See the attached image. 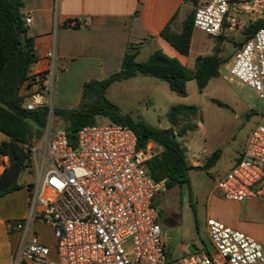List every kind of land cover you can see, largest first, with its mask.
Returning a JSON list of instances; mask_svg holds the SVG:
<instances>
[{"label": "built area", "instance_id": "2783aa9c", "mask_svg": "<svg viewBox=\"0 0 264 264\" xmlns=\"http://www.w3.org/2000/svg\"><path fill=\"white\" fill-rule=\"evenodd\" d=\"M239 15H246L249 24L264 20V0H205L195 9L194 28L219 36L225 24L234 29L241 22ZM47 57L48 68L30 70L20 94L26 109L47 107L50 117L55 109L56 47ZM226 70L229 83L256 95L259 104L250 107L257 110L258 122L216 188L227 200L264 201V27L239 47ZM7 139L0 129V177L12 165L10 152L3 150ZM22 147L25 169L33 171L36 180L28 186V213L9 223L19 234L13 264H264L259 240L213 217L207 220L211 250L169 258L154 205L165 180L155 182L148 168V160L161 147L151 143L139 148L129 125L96 121L83 126L72 140L65 127H54L48 120L42 137ZM43 222L53 228L54 248L42 241L34 226Z\"/></svg>", "mask_w": 264, "mask_h": 264}, {"label": "trees", "instance_id": "16d2710c", "mask_svg": "<svg viewBox=\"0 0 264 264\" xmlns=\"http://www.w3.org/2000/svg\"><path fill=\"white\" fill-rule=\"evenodd\" d=\"M186 1L195 6L201 2V0ZM23 6V0H0V129L8 137L3 146L4 152L9 153L10 145L15 143L16 161L12 160V164L22 167V170L27 166L22 144H31L35 139L42 137L49 118L47 107L26 109L23 105L25 98L20 94V88L28 78L31 66L38 59L34 39L27 35V27L22 17ZM194 17L195 9L185 17L181 29L178 30L174 26L177 20L175 15L161 31V36L183 55L190 53L195 30ZM262 27L264 20L251 23L247 29L248 35L241 46L255 30ZM215 38L217 44L213 54L199 55L193 71L179 59L170 57L159 49L148 59L138 61L137 48L130 46L119 72L101 80L86 81L79 106L71 109L55 108L54 112L68 122L65 128L72 140L83 126L93 124L101 117L129 125L137 136L139 148H145L151 143L161 147V150L148 160L150 177L155 182L165 180L166 189L184 185L190 188V171L196 168L208 170L216 165L222 155V151L217 149L200 166H194L188 160L187 148L180 139L198 127V123L191 119V115H197L199 107L187 104L173 105L167 115L171 125L160 128L143 119H135L124 114L106 93L114 82L130 79L139 74L166 81L171 90L180 96L187 95V82L192 79L197 81L202 91L212 78L220 75L222 65L227 62L221 57L222 49L218 46V43L222 42L223 35ZM212 100L221 106L225 105L220 99ZM19 186L17 182L12 188L0 192V196ZM154 205L158 209L155 198ZM158 213L161 214V210L158 209Z\"/></svg>", "mask_w": 264, "mask_h": 264}, {"label": "rangeland", "instance_id": "374dc122", "mask_svg": "<svg viewBox=\"0 0 264 264\" xmlns=\"http://www.w3.org/2000/svg\"><path fill=\"white\" fill-rule=\"evenodd\" d=\"M197 6L189 3L184 9L190 14ZM239 16L241 22L234 29L224 27L222 42L218 43L222 49L221 57L227 62L248 35L247 29L250 26L246 22L248 17ZM184 19L176 20L174 24L176 29H181ZM203 33L195 29L196 41L205 44L214 43L215 47L216 38H209ZM202 34L203 37L199 38ZM116 46L115 49L100 47L102 53L106 54L108 67L118 61L116 59L118 43ZM195 54L193 50L190 57H194ZM145 56L147 54L143 52L138 60H145ZM121 65L119 63L113 74L121 70ZM226 66L222 65L220 75L212 78L202 91L195 79L189 80L186 96H180L172 91L166 81L142 74L116 81L107 91V97L115 102L124 114L135 119H143L160 128L171 125L167 116L171 106L176 104L198 106L197 115H191V119L198 123V127L180 139L187 148L189 162L194 166H200L215 150L222 151L221 158L210 169L196 168L190 171V188L187 185L164 188L155 197L158 209L161 210L159 222L162 225L163 236L168 242V256L171 260H178L184 254L197 249L211 250L207 230L208 218H217L231 225L230 219L237 210L236 202L225 199L217 190L216 182L224 172L231 169L233 161L239 158L244 149L248 135L258 122L257 110H253L250 103L259 104V101L252 90L245 87L238 88L227 81L224 76L227 72ZM213 98L220 99L225 105L217 104L212 100ZM48 120L54 127L68 125V122L55 112ZM97 121L110 120L101 117ZM35 180V173L24 169L19 175L18 182L29 184ZM34 226L42 241L54 248L57 239L52 226L45 222L36 223ZM261 242L264 244L263 241Z\"/></svg>", "mask_w": 264, "mask_h": 264}, {"label": "crops", "instance_id": "0c3cea01", "mask_svg": "<svg viewBox=\"0 0 264 264\" xmlns=\"http://www.w3.org/2000/svg\"><path fill=\"white\" fill-rule=\"evenodd\" d=\"M23 2L22 17L27 35L34 39L38 57L31 71L48 68L47 53L53 47H56L59 55L52 94L55 108L79 106L84 83L112 75L119 63L122 64L130 46L137 48V60L143 52H146L148 59L159 49L179 59L191 71L195 69L199 55H212L214 43L196 41L195 30L188 55L180 53L161 36V31L175 15L177 19L187 16L188 11L184 7L190 2L186 0H59L58 4L56 0ZM28 16H32L30 23L26 21ZM116 43L119 45L118 61L108 67L106 54L102 53L100 47L115 49ZM193 50L196 54L191 58ZM235 54L224 65L230 64ZM237 160L233 161V165ZM18 183L19 188L0 196V264H13L19 234L10 228L9 223L24 217L29 209L28 183ZM234 202L237 210L230 219V226L264 242V201L247 199Z\"/></svg>", "mask_w": 264, "mask_h": 264}, {"label": "water", "instance_id": "95a60500", "mask_svg": "<svg viewBox=\"0 0 264 264\" xmlns=\"http://www.w3.org/2000/svg\"><path fill=\"white\" fill-rule=\"evenodd\" d=\"M15 143H12L10 145V155L12 157V160L16 161V152H15ZM22 171V167L12 164L6 172L0 177V192H4L10 188H12L19 179V175Z\"/></svg>", "mask_w": 264, "mask_h": 264}]
</instances>
